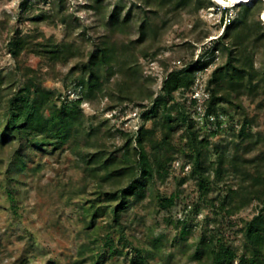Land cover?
Returning <instances> with one entry per match:
<instances>
[{
	"label": "rangeland",
	"instance_id": "obj_1",
	"mask_svg": "<svg viewBox=\"0 0 264 264\" xmlns=\"http://www.w3.org/2000/svg\"><path fill=\"white\" fill-rule=\"evenodd\" d=\"M161 1L0 0V117L5 112V100L23 88L33 72L41 78L44 88L54 93L57 103L75 100L80 95L76 78L86 75L84 62L98 45L107 47L117 61L102 63L103 91L92 99H82L80 104L84 125L88 129L91 125L96 127L92 135L95 145L121 155L130 135L135 136L141 125H154L153 119H144L141 115L150 101L135 98L137 89L152 92L154 97L170 70L194 63L192 84L175 93L177 100L191 105L196 90L200 97L203 96L201 91L212 69L224 63L226 53L214 50L213 46L225 26L241 13L243 5H224L222 10L223 5L215 0H200L198 8L197 0H182L179 5L176 2L181 0ZM262 4L264 6L263 1ZM114 8L119 11L117 23L109 21ZM254 18L263 24L260 30L263 31L261 12ZM143 22L147 26L142 31ZM14 38L24 42L20 48L17 46L16 55L11 51L15 47L11 44ZM63 43L70 44L72 51L64 60L55 57L52 51ZM248 44L250 48L251 43ZM251 49L253 65L261 71L264 46ZM209 58L211 61L203 64ZM27 68H30L29 73ZM124 82L133 84L128 94L131 99L120 102V88ZM256 82L255 90L232 101L220 102L222 112L218 125L215 119L202 115L203 109H198L203 107L200 100L189 105L201 137L207 135L209 139L204 148L208 153L207 165L209 160L216 158L215 148L222 149L228 143L229 128L238 129L245 117L251 119L248 129L254 135L264 136V79H254L253 83ZM226 90L232 93L230 88ZM239 101L241 108L233 105ZM181 132L172 138V145L180 150L184 145ZM156 136H161V131L157 130ZM132 146L135 148L131 156H135L138 149L135 141ZM16 148V139L0 141V264H91L88 257L91 251L78 255L77 249L92 241L95 242L90 244L93 253L101 264H199L191 254L203 233L206 236L214 234L217 240L226 241L241 253L246 244L244 224L257 213L261 204L253 199L225 216L228 224L222 223L220 215L199 198L195 178L187 177L178 185V176L186 172L182 167L184 152L180 151L177 160L170 163L171 173L155 178L152 193L168 196L180 190L174 204L163 208L148 193L139 200L131 196V203L123 212L127 238L152 252L147 263H140L138 259L131 261L134 251L125 247L120 231L113 235L116 245L104 251L105 227L102 225L106 219L99 217L92 227L86 228L83 213V207L99 201L101 189L125 184V179L107 181L103 171L91 172L68 146L54 152L21 147L24 156L21 161H18ZM147 150H151L149 145ZM263 150L264 145L259 144L246 154L256 156ZM231 153L230 144L228 157ZM239 172L238 167L224 165L221 179H217L213 166L210 167L211 189L205 198H223L229 187L236 185L235 175ZM252 181L254 184L264 182V176ZM197 201L200 203L193 210ZM188 203L193 207L190 213L184 210ZM185 215L190 230L183 238L179 232L181 225L176 222ZM158 236H162V244L157 249L151 242Z\"/></svg>",
	"mask_w": 264,
	"mask_h": 264
},
{
	"label": "trees",
	"instance_id": "obj_2",
	"mask_svg": "<svg viewBox=\"0 0 264 264\" xmlns=\"http://www.w3.org/2000/svg\"><path fill=\"white\" fill-rule=\"evenodd\" d=\"M197 1V8L201 7L200 0ZM180 3L183 1H177L176 5ZM238 4L243 5V10L225 26L223 33L217 37L213 46L214 50L220 49L226 53L225 61L212 69L204 86L208 94L204 101L205 113L214 115L217 125L222 112L220 102L232 101L233 98H239L240 95L255 90L258 84L253 83L254 79H264V67L261 71L255 69L252 51H249L252 47L264 46V30L260 31L263 24L254 18L258 17L264 9L262 0ZM126 15L128 18V14ZM119 18L118 9L114 8L109 21L117 23ZM222 21L223 16H221L220 24ZM141 26L143 31V28L147 26L146 22H143ZM242 31L245 33L241 34ZM248 43H251L250 48ZM11 44L15 46L11 48V51L16 55L17 46L20 48L24 42L21 38H14ZM69 45L66 43L55 45L56 49L52 50L54 56L62 60L67 59L72 54ZM116 61L117 58H113L107 47L98 45V48L94 49L84 62L86 75L81 74L76 78L80 86V95L75 100H63L60 103L55 101L51 90L44 88L41 78L36 73L30 74L23 88L18 89L5 100V112L0 117V141L5 143L16 139L18 161L24 157L20 151L21 147H30L33 151L49 149L54 152L68 146V149L88 165L91 172L103 171L104 179L107 181L125 179V184L101 189L99 201L83 207L85 225L86 228L92 227L97 218H105V224L102 225L105 227L102 235L104 251L116 245L113 235L116 231H120L121 237L125 238V247L134 251L131 261L138 259L140 263H147L152 252L127 238L122 220L123 212L131 203V196L139 200L148 193L158 200L161 207L170 208L180 190L168 196H160L159 193L152 194L154 184L157 178L171 173L170 163L177 160L178 152H184L183 163L188 164L189 169L178 176V185L184 183L187 177L195 178L199 198L220 215L222 223L228 224L225 223L224 217L245 206L251 200L256 199L261 203L257 213L244 224L246 244L241 253H238L226 241L217 240L214 234L206 236L203 233L191 257L199 264H264V182L254 184L252 181L255 177L264 176V150L256 156L246 154L255 150L259 144L264 145V136L260 133L254 135L248 129L251 119L245 117L238 129L229 128L228 143L222 149L215 148L216 158L209 160L208 165L205 163L208 153L204 148L208 145L209 139L207 135L201 137V130L189 108L190 104L177 100L175 94L180 88L183 89L192 84L196 68V65L192 63L170 70L160 92L154 97L152 92H144L137 87L138 93L135 98L150 101V105L142 110L141 115L144 119H153L154 125L150 127L141 125L135 136L128 137L124 144L125 150L121 155H117L115 150L109 151L103 146L95 145L92 142V135L96 133V127L91 125L88 129L84 125V114L80 104L82 99H92L97 93L103 91L102 63ZM209 61H211L210 58L204 60L203 64ZM27 69L29 73L30 68ZM110 71L109 68L108 72ZM132 87L133 84L124 82L120 88L121 94L118 101L130 100L131 97L128 94L131 93ZM227 87L232 90V93H227ZM195 102L196 99L191 98L190 106ZM233 105L237 108L242 107L241 101L233 102ZM157 130L161 131L159 137L156 136ZM180 130L184 139L181 150L172 145L173 136ZM134 141L138 149L135 151V156H131V150L135 148L132 146ZM230 144L232 153L228 157ZM147 145L151 147L150 151L147 150ZM91 148L93 150H90ZM20 164L24 165L23 162ZM228 164L239 168V174L235 175L236 185H231L226 195L219 200L206 199L211 189L210 167L213 166L215 177L221 179L222 167ZM199 203L197 201L193 204L194 208L190 203L185 204L184 210L190 213ZM187 221L188 218L185 215L176 222L181 225L179 232L183 238L189 234L190 230ZM219 229L222 230V228ZM94 231L98 232V230ZM91 243L95 242L81 244L77 254L84 255L85 251L89 250L91 253L88 257L91 264H101L93 253ZM151 243L152 247L158 249L162 244V236L153 238ZM206 247L207 252H205Z\"/></svg>",
	"mask_w": 264,
	"mask_h": 264
},
{
	"label": "built area",
	"instance_id": "obj_3",
	"mask_svg": "<svg viewBox=\"0 0 264 264\" xmlns=\"http://www.w3.org/2000/svg\"><path fill=\"white\" fill-rule=\"evenodd\" d=\"M240 3H246V1L245 2H240ZM234 4H238V2H236V3H234ZM223 5V4H222ZM231 5H233V4H231ZM225 6L223 5V7H222V10H223V8H224ZM197 94H193L192 95V98H195L196 99V101H199V102H202L203 103V107H201V106H199L198 107V109H203V116L204 117H209L210 119H215V116L214 115H206V113H205V107H204V101H205V99H206V97H207V91L205 90V88L203 89V91H201L202 92V94H203V96L202 97H200L199 96V94H198V90H196L195 91ZM204 92V93H203ZM221 116V115H220ZM182 167H183V169H185L186 171L189 169V165L188 164H184V165H182Z\"/></svg>",
	"mask_w": 264,
	"mask_h": 264
},
{
	"label": "bare ground",
	"instance_id": "obj_4",
	"mask_svg": "<svg viewBox=\"0 0 264 264\" xmlns=\"http://www.w3.org/2000/svg\"><path fill=\"white\" fill-rule=\"evenodd\" d=\"M216 2L223 4V5H231L234 4L236 2L240 3V2H250L252 0H215ZM264 2V0H262ZM261 17L264 19V9L261 12Z\"/></svg>",
	"mask_w": 264,
	"mask_h": 264
}]
</instances>
